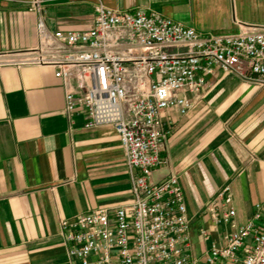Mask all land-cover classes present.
Wrapping results in <instances>:
<instances>
[{"label":"crops","instance_id":"obj_1","mask_svg":"<svg viewBox=\"0 0 264 264\" xmlns=\"http://www.w3.org/2000/svg\"><path fill=\"white\" fill-rule=\"evenodd\" d=\"M31 1L0 0V55L38 50L40 19L50 32L91 29L99 3L122 13L154 10L205 36L264 31V0H41L39 12ZM56 72L0 65V264H73L61 221L133 199L120 137L109 125L87 128L83 109L67 114ZM207 82L199 96L184 94L195 101L190 112L165 115L172 130L152 176L156 183L178 177L195 255L223 245L230 230L207 211L225 187L231 198L223 204L236 210L239 225L264 208V86L219 68Z\"/></svg>","mask_w":264,"mask_h":264},{"label":"built area","instance_id":"obj_2","mask_svg":"<svg viewBox=\"0 0 264 264\" xmlns=\"http://www.w3.org/2000/svg\"><path fill=\"white\" fill-rule=\"evenodd\" d=\"M40 9L41 0H32L30 10ZM37 29L38 50L0 55V65L56 67L67 88V114L83 109L87 128L112 126L131 175L130 204L61 221L69 255L77 259L73 264H264L261 204L246 225H239L236 210L223 204L231 198V188L225 187L207 211L216 226L230 230L223 245L195 255L178 177L152 181L172 130L165 115H186L194 108L185 93L199 96L218 68L264 86V31L205 36L154 10L122 13L103 3L96 6L89 30L50 32L41 19ZM200 236L210 239L204 228Z\"/></svg>","mask_w":264,"mask_h":264}]
</instances>
